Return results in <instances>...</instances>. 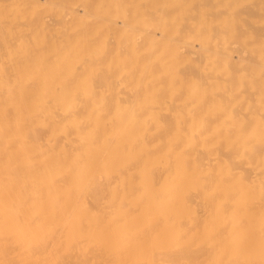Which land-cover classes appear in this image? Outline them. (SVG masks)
<instances>
[{"label": "bare ground", "instance_id": "6f19581e", "mask_svg": "<svg viewBox=\"0 0 264 264\" xmlns=\"http://www.w3.org/2000/svg\"><path fill=\"white\" fill-rule=\"evenodd\" d=\"M0 264H264V0H0Z\"/></svg>", "mask_w": 264, "mask_h": 264}]
</instances>
